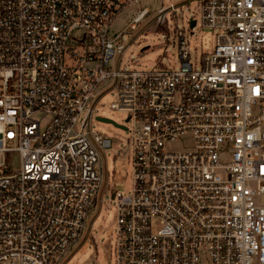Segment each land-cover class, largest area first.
Segmentation results:
<instances>
[{"label": "built area", "instance_id": "2783aa9c", "mask_svg": "<svg viewBox=\"0 0 264 264\" xmlns=\"http://www.w3.org/2000/svg\"><path fill=\"white\" fill-rule=\"evenodd\" d=\"M139 2L0 0V264H64L83 237L116 144L92 129L104 107L127 114L132 167L114 264H264V0H198L212 50L194 65L178 31V67L150 71L115 62Z\"/></svg>", "mask_w": 264, "mask_h": 264}, {"label": "rangeland", "instance_id": "374dc122", "mask_svg": "<svg viewBox=\"0 0 264 264\" xmlns=\"http://www.w3.org/2000/svg\"><path fill=\"white\" fill-rule=\"evenodd\" d=\"M173 3L174 9L166 13L165 24H158L155 14L160 7H169ZM142 7H148L147 16L131 27L132 18ZM200 22L198 0H140L125 7L112 24V31H122L120 43L126 46L124 53L115 58L119 68L150 71L159 64L160 68H177L178 31L183 32L184 43L189 46L190 60L198 64L202 54L209 53L214 46L213 31L207 28L195 27L194 33L189 30V19ZM113 93L104 94L100 102L105 104L112 99ZM101 114L123 124L127 114L116 112L108 108L96 110ZM92 129L114 137L118 152H106V174L108 187H102L96 205L88 217L86 230L81 240L73 247L64 264H114L113 247L115 239L114 211L115 202L110 200L116 190L128 192L131 183L132 167L128 132L109 123L97 122Z\"/></svg>", "mask_w": 264, "mask_h": 264}, {"label": "water", "instance_id": "95a60500", "mask_svg": "<svg viewBox=\"0 0 264 264\" xmlns=\"http://www.w3.org/2000/svg\"><path fill=\"white\" fill-rule=\"evenodd\" d=\"M194 25H195V21L194 20H191L190 21V27L192 28ZM97 120L99 122L109 123V124L114 125L117 128H120V129H123V130H127V128H126V126L124 124L117 123V122H115L114 120H112L110 118H107V117H97Z\"/></svg>", "mask_w": 264, "mask_h": 264}, {"label": "crops", "instance_id": "0c3cea01", "mask_svg": "<svg viewBox=\"0 0 264 264\" xmlns=\"http://www.w3.org/2000/svg\"><path fill=\"white\" fill-rule=\"evenodd\" d=\"M114 148H115V149H113L112 152H111L112 155H114L115 150L118 149V148H117V143L115 144V147H114ZM105 175H106V177H105V181H104V185H103V187L107 188V187L109 186L108 183H107V182H108V177H107V174H105Z\"/></svg>", "mask_w": 264, "mask_h": 264}]
</instances>
